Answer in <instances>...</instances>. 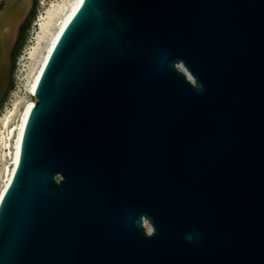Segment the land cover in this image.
I'll use <instances>...</instances> for the list:
<instances>
[{
  "label": "water",
  "instance_id": "obj_1",
  "mask_svg": "<svg viewBox=\"0 0 264 264\" xmlns=\"http://www.w3.org/2000/svg\"><path fill=\"white\" fill-rule=\"evenodd\" d=\"M0 264H264V0H83L0 201Z\"/></svg>",
  "mask_w": 264,
  "mask_h": 264
},
{
  "label": "rangeland",
  "instance_id": "obj_2",
  "mask_svg": "<svg viewBox=\"0 0 264 264\" xmlns=\"http://www.w3.org/2000/svg\"><path fill=\"white\" fill-rule=\"evenodd\" d=\"M72 2L73 0H29L28 9L24 18L18 25L8 57L6 59L1 57L2 53L0 52V62H3V59H5L0 67L3 74L2 80L0 77V83H3L2 86L0 85V100L4 91L8 89L0 106V189L6 180L5 170L10 167L12 163L10 153L14 151V143L16 140L15 134L11 135L9 138L8 132L13 130L19 124L21 114L26 104L30 102L35 103V97L32 96L30 92V85L33 76L39 67L40 60L46 52L50 35L56 31V26H50L49 35L39 40V42L38 38L41 32L40 25L47 17V12L54 6L63 4L70 5ZM5 6H7V0H0V17L4 14V12H1ZM28 15H33V19L26 31L25 42L18 52L14 65L11 67L10 52L18 34L19 27ZM4 30V23L0 22V39ZM6 116L9 118L7 128L2 124V119ZM4 137H8L6 140L8 146H4L2 143V139L4 140ZM147 230L149 233L151 231V227L147 228Z\"/></svg>",
  "mask_w": 264,
  "mask_h": 264
},
{
  "label": "bare ground",
  "instance_id": "obj_3",
  "mask_svg": "<svg viewBox=\"0 0 264 264\" xmlns=\"http://www.w3.org/2000/svg\"><path fill=\"white\" fill-rule=\"evenodd\" d=\"M28 1L29 0H17L15 3L13 2L9 3L10 5L5 10L6 12L4 11V14L1 15L0 17V22H3L5 26V30L0 39V52L2 53L1 57L5 59L8 57L9 50L14 41L18 25L24 18L26 11L28 9ZM82 2L83 0H73V2L70 5L63 4V5L54 6L52 9H50L47 12V17L44 19V22L41 23L40 25L41 32H40L38 41L43 39L45 36L49 35L50 26H56V31L50 35V39H49L48 46L46 48V52L43 54V57L40 60L39 67L33 76V79L30 85V92L32 96L34 97L36 96L37 88L40 83L44 68L56 44L57 39L59 38L60 34L62 33L67 23L70 21L73 15L78 11L80 6L82 5ZM5 59H3V62L5 61ZM3 62H0V67L3 64ZM2 76L3 74H2V71L0 70L1 80H2ZM2 84L3 83H0L1 86ZM33 107H34V102H30L26 104L21 114L19 124L13 130L8 132V137L10 138L11 135L15 134L16 140L14 143V151L10 153L12 163H11V166L6 168L5 170L6 180L2 188L0 189V201L5 191L13 183L15 173L17 170V166L19 163L21 145H22V139H23L25 127H26L30 112ZM8 121H9V118L7 116L2 119V124L6 128L8 125ZM8 137H4V140L2 139V143L4 146H8L7 141H6ZM146 227L150 228V226H146Z\"/></svg>",
  "mask_w": 264,
  "mask_h": 264
},
{
  "label": "trees",
  "instance_id": "obj_4",
  "mask_svg": "<svg viewBox=\"0 0 264 264\" xmlns=\"http://www.w3.org/2000/svg\"><path fill=\"white\" fill-rule=\"evenodd\" d=\"M32 19H33V15H30V16L28 15L26 17V19L24 20V22L19 27L18 34L16 36L15 42H14L12 50L10 52V66L11 67L14 65L15 59L18 55V52L25 42V34H26V31L28 30L30 24H31ZM7 90L8 89H6L2 95V98L0 100V106L2 104V100H3L4 96L7 93Z\"/></svg>",
  "mask_w": 264,
  "mask_h": 264
},
{
  "label": "flooded vegetation",
  "instance_id": "obj_5",
  "mask_svg": "<svg viewBox=\"0 0 264 264\" xmlns=\"http://www.w3.org/2000/svg\"><path fill=\"white\" fill-rule=\"evenodd\" d=\"M17 0H14V1H11V0H7V6H5V8L2 10V12H4L6 9H7V7L10 5L9 3H15ZM1 12V13H2Z\"/></svg>",
  "mask_w": 264,
  "mask_h": 264
}]
</instances>
